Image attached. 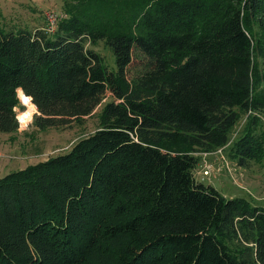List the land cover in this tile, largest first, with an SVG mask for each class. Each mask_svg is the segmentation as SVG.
I'll list each match as a JSON object with an SVG mask.
<instances>
[{
  "label": "trees",
  "instance_id": "1",
  "mask_svg": "<svg viewBox=\"0 0 264 264\" xmlns=\"http://www.w3.org/2000/svg\"><path fill=\"white\" fill-rule=\"evenodd\" d=\"M56 27H0V132L102 106L65 152L0 177V264H264V206L194 177L264 113V0H62ZM102 40L115 69L86 43ZM263 65V67L261 66ZM21 97V96H20ZM253 116L232 143L264 158Z\"/></svg>",
  "mask_w": 264,
  "mask_h": 264
},
{
  "label": "rangeland",
  "instance_id": "2",
  "mask_svg": "<svg viewBox=\"0 0 264 264\" xmlns=\"http://www.w3.org/2000/svg\"><path fill=\"white\" fill-rule=\"evenodd\" d=\"M48 11L58 16L63 14L62 0H0V27L41 29L46 26L45 12ZM85 45L101 54L109 69H115L114 55L102 40ZM18 96L22 105L21 108H15L18 130L12 133L0 132V177L48 156L65 152L77 140L94 132L99 127V112L110 99L107 94L90 115L80 120L42 130L33 123L36 107L23 95ZM249 116H253L257 131L264 135V113L248 110L230 130L229 140L224 147L196 152L199 161L193 174L197 180L213 185L226 197H245L252 203L264 206V158L248 160L240 165L230 155V147L241 135ZM204 169L208 170L207 174L203 173Z\"/></svg>",
  "mask_w": 264,
  "mask_h": 264
},
{
  "label": "built area",
  "instance_id": "3",
  "mask_svg": "<svg viewBox=\"0 0 264 264\" xmlns=\"http://www.w3.org/2000/svg\"><path fill=\"white\" fill-rule=\"evenodd\" d=\"M45 19H46V26L42 29H44L47 32H51L56 27V21H57V15L53 11L45 12ZM207 165H205L206 167ZM204 174L208 173L207 169L203 170Z\"/></svg>",
  "mask_w": 264,
  "mask_h": 264
}]
</instances>
